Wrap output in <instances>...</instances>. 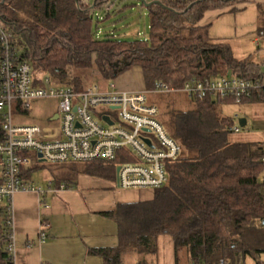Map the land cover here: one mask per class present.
Masks as SVG:
<instances>
[{
	"label": "trees",
	"instance_id": "obj_1",
	"mask_svg": "<svg viewBox=\"0 0 264 264\" xmlns=\"http://www.w3.org/2000/svg\"><path fill=\"white\" fill-rule=\"evenodd\" d=\"M106 1L94 0L93 7L101 8ZM158 1L144 6L149 17L147 39L98 37L99 20L85 0H0V17L36 78L46 75L77 89L88 85L86 72L93 67L107 82L138 67L146 89L157 80L180 88L192 76L264 78L260 63L235 57L226 42L209 37L208 24H201L207 11L245 0ZM258 14V29L264 33V3L258 4ZM247 99L264 102V86ZM231 102L205 98L191 101L188 109L169 104L166 111H159L182 154L166 165L168 181L153 190L151 199L117 203L102 212L116 224L117 243L90 248V254L101 256L104 264H122L126 256L138 253V263L148 264L145 257L155 253L162 234L170 236L175 255L186 251L190 264L220 257L239 261L238 251H249L237 236L264 252V179H259L264 172V143L229 139L233 118L223 115L217 105ZM64 167L70 175L116 177L110 162H70ZM4 207L0 203V264H10ZM252 232L255 237H250Z\"/></svg>",
	"mask_w": 264,
	"mask_h": 264
},
{
	"label": "built area",
	"instance_id": "obj_2",
	"mask_svg": "<svg viewBox=\"0 0 264 264\" xmlns=\"http://www.w3.org/2000/svg\"><path fill=\"white\" fill-rule=\"evenodd\" d=\"M107 85L105 90L97 85L77 89L72 84L56 83L46 75L36 78L0 17V202H4L9 226L10 264H15L16 259L15 195L33 193L43 199L46 194L68 188L63 181L51 179L43 187L28 179L27 173L35 167V161L41 162V158L55 164L110 162L116 167L117 188L156 190L167 183L166 165L181 156L182 146L166 131L157 106L147 103L149 91L183 92L193 102L210 98L240 104L264 86L261 79L235 74L192 76L180 88L162 80L155 81L151 89L133 91L118 90L113 81ZM44 98L57 101L51 124L14 120V111L27 113L31 101ZM108 110L116 112V119ZM104 116L112 123L104 120ZM232 130L238 132L240 127ZM261 160L264 163V156ZM45 237L40 230L39 242H44ZM191 264H240V261L220 257L213 262L201 260Z\"/></svg>",
	"mask_w": 264,
	"mask_h": 264
},
{
	"label": "rangeland",
	"instance_id": "obj_3",
	"mask_svg": "<svg viewBox=\"0 0 264 264\" xmlns=\"http://www.w3.org/2000/svg\"><path fill=\"white\" fill-rule=\"evenodd\" d=\"M94 0H85L87 4L92 8V14L94 18H98L99 34L98 37L108 36L115 39H147L149 36V17L144 6L138 0H107L101 6V8L93 7ZM146 3L151 0H145ZM256 35V33H255ZM249 41L250 38H249ZM245 41V47H252V52L257 50V47L253 43ZM244 43H242L243 45ZM253 44V45H252ZM244 49L246 50V48ZM19 52L21 48H18ZM234 53V52H233ZM236 56L242 59L245 54L244 51L235 52ZM260 62V70L264 74V59ZM85 82L90 86H98L101 89H107L108 85L93 67L86 72ZM113 82L119 86V88H137L141 87V80L139 72L136 69H130L117 78ZM118 88V87H117ZM146 101L149 104L157 106L158 110L166 111V105H173L180 109H188L191 107V100L183 93H169L158 94L154 92H148L146 94ZM56 99H35L31 101L30 109L28 112L14 111V120L16 122L29 123V124H41L48 125L52 123V114L55 112ZM217 107L223 115L233 118V125L239 126V119H246L247 124L244 127H240L238 132H232L229 134V139L234 142H251L260 144L264 143V102L250 101L242 104L231 103H218ZM95 111V110H94ZM114 119H116V112L108 110ZM96 116V115H95ZM35 168L32 170L30 180L37 185L46 187L49 180L68 182L73 191H75L76 198L84 202L91 201L95 204H112L114 207L117 203H113L112 194L98 191L96 188H83L80 187V176L88 178L89 176L100 179L93 175H87L84 173H78L76 175H70L65 171L66 164H55L48 161H35ZM90 178V177H89ZM260 180L264 179V172L260 175ZM103 180V179H102ZM113 187H116L115 182L112 183ZM117 188V187H116ZM119 191V190H118ZM116 191V192H118ZM131 194L136 195L139 198H148L153 195L152 189H141ZM4 203V202H0ZM71 215H69V218ZM77 222L87 226L86 231L88 236L85 238L90 245L99 243L101 241L111 243L109 245H116V224L115 222L106 217H99L93 213H86L77 215L75 217ZM256 234L252 232V236ZM236 239L241 243V246H245L249 252L238 251V257L240 264H256L258 261H264V252H258L257 246L247 245L244 238L237 236ZM81 248V245H79ZM240 246V244H239ZM74 252V251H72ZM76 260V252L73 254ZM146 261L148 263L158 264H190L186 251L184 249L178 251L175 255L173 243L169 235H158L156 239V251L153 254L146 255ZM140 254H131L126 256V262L133 264L138 263ZM244 261V262H242ZM76 262V261H75Z\"/></svg>",
	"mask_w": 264,
	"mask_h": 264
},
{
	"label": "crops",
	"instance_id": "obj_4",
	"mask_svg": "<svg viewBox=\"0 0 264 264\" xmlns=\"http://www.w3.org/2000/svg\"><path fill=\"white\" fill-rule=\"evenodd\" d=\"M262 3L264 0H245L221 9L209 10L205 13L201 24H208L209 37L213 40L226 42L231 47L235 57H237L235 52L239 54V52L244 51L242 53L245 54L243 58L249 57L251 60L260 63L258 60L264 59V34L261 35L258 29L260 24L258 4ZM245 41L255 44L257 50L252 52V47L246 48ZM242 43L244 44L242 45ZM132 69L139 72L141 87L121 89L114 83L116 89L133 91L145 88L140 69L138 67ZM261 81L264 84V78ZM250 101L247 99L240 104ZM34 168L27 173L28 179L31 178ZM89 177H79L80 187H94L98 191L112 194L113 203L144 201L153 197L152 195L148 198H139L131 194L137 190L113 187L114 180ZM65 183L68 184L67 189L57 194H46L43 199L38 198L33 193L15 195L13 199L15 264H104L103 258L96 254H90L89 249L114 245H109L111 243L103 241L90 245L85 240L89 234H87L89 231H86L87 226L77 222L75 217L86 213L105 217L102 212L111 209L112 204L103 205L79 200L69 183ZM69 215H71L70 218ZM40 230L46 234L44 242H39ZM75 252L76 260L73 255ZM123 263L130 264L128 262Z\"/></svg>",
	"mask_w": 264,
	"mask_h": 264
},
{
	"label": "water",
	"instance_id": "obj_5",
	"mask_svg": "<svg viewBox=\"0 0 264 264\" xmlns=\"http://www.w3.org/2000/svg\"><path fill=\"white\" fill-rule=\"evenodd\" d=\"M138 1H139L143 6H145V7L149 6L151 3H157V4H160V2H159L158 0H151V1L148 2V3H146L145 0H138ZM196 1H198V0H196ZM196 1H195V2H196ZM191 5H192V4H190L188 7H190ZM103 119L106 120L109 124L112 123V121H111L108 117H106V116H104ZM238 124H239L240 127H244V126L246 125V119H243V118L239 119ZM40 156H41V155L39 154V157H40ZM39 161H42V159L40 158Z\"/></svg>",
	"mask_w": 264,
	"mask_h": 264
}]
</instances>
